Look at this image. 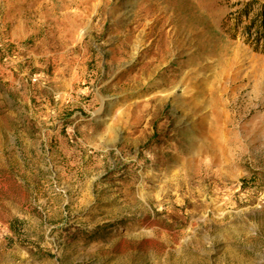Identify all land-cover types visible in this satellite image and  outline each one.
I'll return each instance as SVG.
<instances>
[{
    "label": "rangeland",
    "instance_id": "rangeland-1",
    "mask_svg": "<svg viewBox=\"0 0 264 264\" xmlns=\"http://www.w3.org/2000/svg\"><path fill=\"white\" fill-rule=\"evenodd\" d=\"M263 9L0 0V264H264Z\"/></svg>",
    "mask_w": 264,
    "mask_h": 264
},
{
    "label": "bare ground",
    "instance_id": "bare-ground-1",
    "mask_svg": "<svg viewBox=\"0 0 264 264\" xmlns=\"http://www.w3.org/2000/svg\"><path fill=\"white\" fill-rule=\"evenodd\" d=\"M178 102H180V101L178 100ZM182 103L183 102H180L179 104L182 105ZM196 211L197 210L189 211L188 212L189 216H192V217L195 216ZM197 248L200 252L203 251L200 245L197 246ZM173 256H174V260L173 261L164 260L165 264H205V260L202 257H196L194 255L189 257V256L182 255V254L180 255L177 252L173 253ZM224 262H225V264H245L244 260H242V258L239 255H237L233 252H229V254L225 258ZM154 264H158V262L155 261ZM216 264H221V261L220 262L218 261V263H216Z\"/></svg>",
    "mask_w": 264,
    "mask_h": 264
},
{
    "label": "trees",
    "instance_id": "trees-1",
    "mask_svg": "<svg viewBox=\"0 0 264 264\" xmlns=\"http://www.w3.org/2000/svg\"><path fill=\"white\" fill-rule=\"evenodd\" d=\"M256 17H257L256 18L257 20H261V23H260V25H261V32L264 33V11L258 13L256 15ZM253 22H255V20Z\"/></svg>",
    "mask_w": 264,
    "mask_h": 264
}]
</instances>
